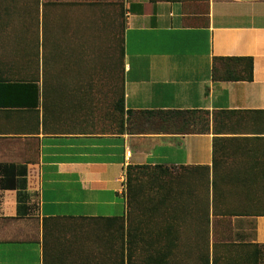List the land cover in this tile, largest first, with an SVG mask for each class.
<instances>
[{
	"label": "crops",
	"instance_id": "obj_1",
	"mask_svg": "<svg viewBox=\"0 0 264 264\" xmlns=\"http://www.w3.org/2000/svg\"><path fill=\"white\" fill-rule=\"evenodd\" d=\"M119 33L116 121L83 51ZM128 110L218 117L132 130ZM129 165L164 168L132 177L155 198L132 211ZM0 264H264V0H0Z\"/></svg>",
	"mask_w": 264,
	"mask_h": 264
},
{
	"label": "rangeland",
	"instance_id": "obj_2",
	"mask_svg": "<svg viewBox=\"0 0 264 264\" xmlns=\"http://www.w3.org/2000/svg\"><path fill=\"white\" fill-rule=\"evenodd\" d=\"M120 1H117V4ZM111 9V8H110ZM116 10H118L116 8ZM108 41H104V43L99 44V49H93V50H85L83 51V59H89V60H95V61H100L99 65V70L101 73V93L103 99L101 100V118L104 113V111H107V115L105 116L106 119H109L108 117L114 118L116 117L117 119L120 117V115H117L118 113L115 111V102L119 100L122 96V89H123V84H122V77H121V65L123 61V55L121 53V34L119 33V36L112 35L108 37ZM107 42V43H105ZM105 46H108L110 48V51L106 49H102ZM108 51V52H107ZM52 57V56H51ZM118 59L119 61V66L111 65V68L113 69H118L119 71L115 72L114 70L108 69V65L105 64L104 61H107V59ZM108 59V60H109ZM102 70H106L107 73H103L102 75ZM115 112V113H113ZM209 115V116H208ZM208 115L203 114V113H198L195 115L196 120L198 121V125L203 124V126H206V128L210 129L211 122L213 119L215 120L218 117V112H210ZM131 121V129L132 130H138V129H143V130H148L152 129L155 127H163L165 126L163 121H166L170 119L169 113L167 114H145V113H139L135 112L134 114H129L128 115ZM201 116H205V119L209 117L210 122L209 124L205 123V121H201ZM122 118H124V114H122ZM164 170V168H159V167H154V166H146L144 168H139L135 169L132 172V177L136 181H146L150 177L151 174H159ZM139 195V196H138ZM154 192L147 190L143 194H139L137 192V198L130 204L131 211L134 210L132 204L135 203H141V202H154ZM133 201V200H132ZM129 202V201H128ZM136 206V205H135ZM137 212V211H136Z\"/></svg>",
	"mask_w": 264,
	"mask_h": 264
},
{
	"label": "trees",
	"instance_id": "obj_3",
	"mask_svg": "<svg viewBox=\"0 0 264 264\" xmlns=\"http://www.w3.org/2000/svg\"><path fill=\"white\" fill-rule=\"evenodd\" d=\"M221 64V65H220ZM226 64V65H225ZM225 69L224 72L220 73V70ZM253 59L251 57H215L214 58V73L215 75L220 74L225 79L232 80H253ZM124 99V98H123ZM124 100H123V110H124ZM137 111L128 110L129 114H134ZM139 113L145 114H167L169 113L170 119L163 121L165 126L160 127L164 131L174 132V133H194V132H206L209 129L203 124L198 125V121L195 118V115L198 113H203L208 115L210 111L208 110H144ZM209 116V115H208ZM201 121L209 124L210 119L205 116H201ZM146 166L142 165H129L127 170L128 175V201L129 204L132 203L134 199L132 196L131 181H132V172L135 169L144 168ZM156 167V166H154ZM159 168H162L159 166ZM20 211L19 213H21Z\"/></svg>",
	"mask_w": 264,
	"mask_h": 264
}]
</instances>
